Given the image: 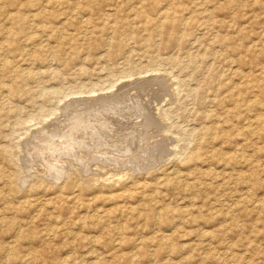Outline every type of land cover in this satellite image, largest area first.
Instances as JSON below:
<instances>
[{"label":"rangeland","instance_id":"rangeland-1","mask_svg":"<svg viewBox=\"0 0 264 264\" xmlns=\"http://www.w3.org/2000/svg\"><path fill=\"white\" fill-rule=\"evenodd\" d=\"M0 264H264V0H0Z\"/></svg>","mask_w":264,"mask_h":264},{"label":"bare ground","instance_id":"bare-ground-1","mask_svg":"<svg viewBox=\"0 0 264 264\" xmlns=\"http://www.w3.org/2000/svg\"><path fill=\"white\" fill-rule=\"evenodd\" d=\"M121 132H122V131H121ZM110 139H111V138H110ZM141 156H142V154H141ZM146 158H147V157H146ZM144 160H145V159H144ZM144 160H143V161H144ZM135 162H136V161H135ZM144 162H145V161H144ZM150 165H151V164H150Z\"/></svg>","mask_w":264,"mask_h":264}]
</instances>
